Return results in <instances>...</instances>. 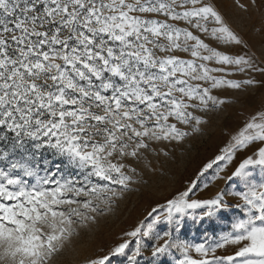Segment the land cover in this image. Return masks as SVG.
Segmentation results:
<instances>
[{
  "label": "snow or ice",
  "instance_id": "obj_1",
  "mask_svg": "<svg viewBox=\"0 0 264 264\" xmlns=\"http://www.w3.org/2000/svg\"><path fill=\"white\" fill-rule=\"evenodd\" d=\"M143 14L183 21L209 42ZM217 41L248 47L205 0H0V264H48L73 217L94 219L87 213L117 196L109 185L128 187L114 156H137L144 138L182 141L189 133L177 124H207L225 103L212 90L240 87L212 73L264 74V62L218 51ZM197 176L208 177L204 188L222 185L193 198L191 180L87 264H264V111ZM193 230L201 242L185 235Z\"/></svg>",
  "mask_w": 264,
  "mask_h": 264
},
{
  "label": "rangeland",
  "instance_id": "obj_2",
  "mask_svg": "<svg viewBox=\"0 0 264 264\" xmlns=\"http://www.w3.org/2000/svg\"><path fill=\"white\" fill-rule=\"evenodd\" d=\"M205 2L216 7L229 27L248 45L245 48L217 41V50L225 54L243 55L247 52L258 63L264 62V0H255V3L252 0H239V3L245 5L244 8L238 6L237 0H205ZM143 15L175 24L177 27H187L194 34L205 39V34L190 28L183 21H171L157 14ZM212 26L209 22V29ZM205 42L209 41L205 39ZM159 43L167 44V40L160 38ZM154 51L157 56L173 54L182 59H192L190 53L186 52L164 53L159 49ZM208 66L220 65L208 62ZM212 75L238 82L240 87L230 88L222 85L218 89H213L212 94L217 95L218 99H223L225 103L204 116L208 123L202 125L197 132H193L190 127L177 124L181 131L189 133L182 141H156L144 138L147 147L139 149L137 156L122 159L114 156L113 162L125 164L122 171L131 178L128 187L121 189L119 185H109L117 189V196L112 199L110 205H100L102 212L87 213L94 219L83 221L73 217L74 222L70 226L71 235L48 264H87L89 259L106 253L111 246L124 238V232L131 230L145 219L152 207L171 198L177 191L183 190L191 180H199L193 198H207L214 195L222 182L212 183L204 188L208 177H198L197 173L204 163L220 154V150L228 144L232 134L241 129L252 115L264 111V74L232 71L231 74L220 72ZM250 78L254 83H244ZM190 83L202 82L190 81ZM131 147H134V144H131ZM128 150L130 151L131 148ZM241 155L242 153H238L237 159ZM31 183H35L34 178ZM63 207L66 209L68 206ZM222 234L217 231L216 236H212L209 232L208 242L212 243ZM185 235L195 242H201L204 238L203 232L198 230L186 232ZM232 251L233 246L228 245L224 249H217V254L224 255ZM192 255L196 254L192 253ZM114 264L119 262L114 261Z\"/></svg>",
  "mask_w": 264,
  "mask_h": 264
}]
</instances>
